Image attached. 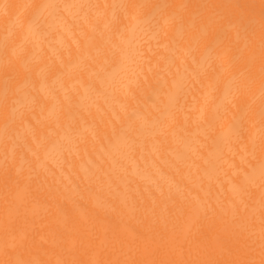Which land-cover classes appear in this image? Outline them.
Returning <instances> with one entry per match:
<instances>
[{
    "label": "bare ground",
    "instance_id": "bare-ground-1",
    "mask_svg": "<svg viewBox=\"0 0 264 264\" xmlns=\"http://www.w3.org/2000/svg\"><path fill=\"white\" fill-rule=\"evenodd\" d=\"M0 264H264V0H0Z\"/></svg>",
    "mask_w": 264,
    "mask_h": 264
}]
</instances>
